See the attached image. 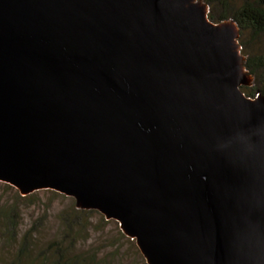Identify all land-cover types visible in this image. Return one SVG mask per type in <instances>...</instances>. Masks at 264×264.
I'll use <instances>...</instances> for the list:
<instances>
[{
	"label": "water",
	"instance_id": "95a60500",
	"mask_svg": "<svg viewBox=\"0 0 264 264\" xmlns=\"http://www.w3.org/2000/svg\"><path fill=\"white\" fill-rule=\"evenodd\" d=\"M197 0H0V183L117 224L145 264H264V97Z\"/></svg>",
	"mask_w": 264,
	"mask_h": 264
},
{
	"label": "rangeland",
	"instance_id": "374dc122",
	"mask_svg": "<svg viewBox=\"0 0 264 264\" xmlns=\"http://www.w3.org/2000/svg\"><path fill=\"white\" fill-rule=\"evenodd\" d=\"M51 192L38 191L33 193V198L19 201L13 189L0 183V213L12 211L16 224L13 239L8 240V235L4 233L6 227L0 219V264H11L18 242L23 237H26L30 247L28 259L22 264H35L33 261L38 252L46 251L47 254L52 243L62 242L60 218L74 215V202L71 198ZM78 217L82 225L78 235H73L74 243L62 242L70 253L94 256L97 262L103 264H145L134 242L121 234L115 222L105 221L97 212Z\"/></svg>",
	"mask_w": 264,
	"mask_h": 264
},
{
	"label": "trees",
	"instance_id": "16d2710c",
	"mask_svg": "<svg viewBox=\"0 0 264 264\" xmlns=\"http://www.w3.org/2000/svg\"><path fill=\"white\" fill-rule=\"evenodd\" d=\"M197 1H201L207 7V18L211 23L217 24L230 20L237 26L239 29L238 45L240 47V54L243 57V66L247 75L251 77V85L241 88V92L247 98H254L255 96L264 97V0ZM6 186L13 189L8 185ZM34 194L21 197L14 190V195L19 201L31 199ZM73 213L74 215L71 217L65 215L60 218L63 228L62 242L65 244L74 243L75 239H73V235L77 236L79 233V227H81L82 223L78 215L95 213V211L75 209ZM14 217L12 211L7 212V214L0 213V219L3 220V225L6 227L4 233L8 235V240L13 239L14 236L13 233L16 228L15 221L12 219ZM62 242L52 243L47 250V254L46 251L38 252L33 262L35 264H103L97 262L94 256L84 254L74 255L70 253L67 246H62ZM29 247L26 237L20 239L15 258L11 264H22L25 262L28 259Z\"/></svg>",
	"mask_w": 264,
	"mask_h": 264
}]
</instances>
